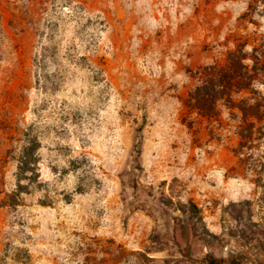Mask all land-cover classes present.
<instances>
[{
	"label": "rangeland",
	"instance_id": "rangeland-1",
	"mask_svg": "<svg viewBox=\"0 0 264 264\" xmlns=\"http://www.w3.org/2000/svg\"><path fill=\"white\" fill-rule=\"evenodd\" d=\"M231 52L251 87L204 117ZM208 255L264 264V0H0V264Z\"/></svg>",
	"mask_w": 264,
	"mask_h": 264
},
{
	"label": "trees",
	"instance_id": "trees-1",
	"mask_svg": "<svg viewBox=\"0 0 264 264\" xmlns=\"http://www.w3.org/2000/svg\"><path fill=\"white\" fill-rule=\"evenodd\" d=\"M199 80L200 84L190 92L188 102L204 117H210L215 113V106L220 100L231 102L234 93L248 90L251 87V75L247 66L237 60L236 52L229 54L227 65L223 67L209 66L201 69ZM38 149L37 139L30 140L29 144L24 147L18 165L19 180L29 176L31 182L34 181L37 174ZM26 190L27 187L20 181L19 193H25ZM206 261L208 264H229L225 259L214 255H208Z\"/></svg>",
	"mask_w": 264,
	"mask_h": 264
}]
</instances>
